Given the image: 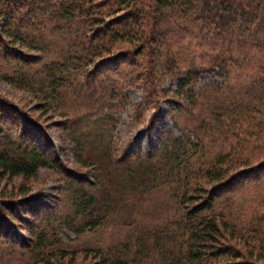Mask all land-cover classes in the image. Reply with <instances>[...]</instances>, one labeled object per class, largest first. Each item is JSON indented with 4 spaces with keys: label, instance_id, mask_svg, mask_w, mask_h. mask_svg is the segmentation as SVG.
Here are the masks:
<instances>
[{
    "label": "trees",
    "instance_id": "16d2710c",
    "mask_svg": "<svg viewBox=\"0 0 264 264\" xmlns=\"http://www.w3.org/2000/svg\"><path fill=\"white\" fill-rule=\"evenodd\" d=\"M214 69L222 84L195 93ZM166 79L177 80L174 90ZM0 81L41 100L21 119L0 92V259L264 264V0H0ZM138 83L156 109L178 101L170 113L187 133L165 132L120 159L109 139L114 115L128 102L122 89ZM48 105L77 164L58 162L26 125ZM205 136L217 142L213 155H204ZM44 169L60 185L55 204L40 209ZM162 190L172 217L140 226L133 214L136 228L107 247L58 245V210L99 227Z\"/></svg>",
    "mask_w": 264,
    "mask_h": 264
},
{
    "label": "rangeland",
    "instance_id": "374dc122",
    "mask_svg": "<svg viewBox=\"0 0 264 264\" xmlns=\"http://www.w3.org/2000/svg\"><path fill=\"white\" fill-rule=\"evenodd\" d=\"M209 82L222 84V79L217 69L207 71L201 75L194 88L195 93H198L203 84ZM176 85V79H166L163 88L171 91L175 89ZM147 89L143 83H138L135 86H126L122 89V93L126 94L128 102L121 111H118L114 115L116 122L111 129V136L109 138L111 139L110 144L112 147L118 149L120 159L127 152L136 151L138 147L143 151L155 147L165 132L171 131L177 136L182 135L184 128L179 130L176 127L174 117H172L175 114L170 113V110L175 107L178 101L175 98L164 99L156 109L153 104L154 99L150 96L149 90ZM0 92L5 94L9 101L18 106L17 114L21 119L24 118L27 110H32L35 114L38 113L39 101H41L37 96L38 94H32V92H29L25 88H20L15 84L11 85L5 81H0ZM149 101L152 102L151 106L145 105ZM45 110L47 112L44 117H40L36 122L26 124L31 129L36 143L49 146L58 162L67 161L70 164H77L72 151V144L66 135H64L62 128L58 125V113L49 105L45 107ZM184 132L187 133V130L184 129ZM190 136L194 139L192 135ZM203 140V148H205L204 155H213L217 142L211 141V137L208 136L203 137ZM57 177V174L51 169H44L40 172L41 179L38 181L40 183L37 189L42 193L37 204L40 209L55 204L58 194L57 189L60 185ZM166 192L162 190L161 192H155L145 196L142 204L138 207H123L116 212L115 217L111 221L99 227L79 224L69 214L68 207L63 210H58V215L55 216L56 219L58 217L63 219L60 227L56 230L59 238L58 245L70 249L107 247L108 245L123 240L125 235L136 228L135 225L130 223L132 221L127 219L133 214L137 218L135 222L140 226H151L166 219L168 216L172 217L175 202ZM65 214H68L71 218L70 223L65 222ZM16 236H21L22 239H29L31 237L26 232H16ZM23 262L24 258L21 255L0 259V264H23ZM28 264L40 263L29 262Z\"/></svg>",
    "mask_w": 264,
    "mask_h": 264
}]
</instances>
